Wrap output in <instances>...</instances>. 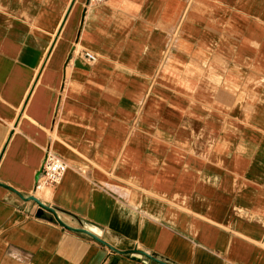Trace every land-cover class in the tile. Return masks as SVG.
<instances>
[{
    "label": "crops",
    "instance_id": "obj_1",
    "mask_svg": "<svg viewBox=\"0 0 264 264\" xmlns=\"http://www.w3.org/2000/svg\"><path fill=\"white\" fill-rule=\"evenodd\" d=\"M0 264H264V0H0Z\"/></svg>",
    "mask_w": 264,
    "mask_h": 264
},
{
    "label": "built area",
    "instance_id": "obj_2",
    "mask_svg": "<svg viewBox=\"0 0 264 264\" xmlns=\"http://www.w3.org/2000/svg\"><path fill=\"white\" fill-rule=\"evenodd\" d=\"M108 0H87V6L93 7L101 5ZM90 61L91 56H86ZM68 168L67 163L51 152L48 148L44 151L43 160L37 173L35 191L53 190L57 187L61 177Z\"/></svg>",
    "mask_w": 264,
    "mask_h": 264
}]
</instances>
